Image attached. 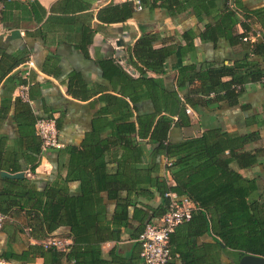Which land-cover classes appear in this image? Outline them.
I'll use <instances>...</instances> for the list:
<instances>
[{
	"label": "trees",
	"instance_id": "trees-1",
	"mask_svg": "<svg viewBox=\"0 0 264 264\" xmlns=\"http://www.w3.org/2000/svg\"><path fill=\"white\" fill-rule=\"evenodd\" d=\"M217 1L141 0V3L143 8L161 7L171 14L184 11L190 4L202 8V15L209 14L207 9L214 8ZM224 1L230 6L231 0ZM233 3L238 7L237 0ZM238 10L228 8L215 27H208L198 35L186 34L187 41L192 43L188 46L194 48L195 38L216 42L225 36L231 45L244 43L247 38L252 55L233 64L205 61L182 66L176 78L178 90L168 91L162 79L148 77L149 72L166 73L167 62L175 55L176 47L171 44L157 48L159 34H142L129 59L139 77H133L120 64L113 66L110 76L111 80H120V93L128 99L122 120L110 124V138L99 136L107 128L94 129L99 139L84 142L81 147L59 149V158L67 156L59 167L64 174L43 190L27 177H3L4 170L12 173L23 170L18 156L10 158L0 150V212L8 218L0 231L8 237L7 248L0 258L16 264L31 263L37 258L45 264H61L63 260L72 264H144L138 237L146 224L157 223L168 212V193L186 196L198 207L192 220L177 227L171 235L172 260L179 259L183 264H222L220 252L233 259L229 264H236L241 255L264 258V189L260 188V176L248 178L242 173L256 166L264 155L262 148H245L257 134L234 137L222 129H214L200 137L180 142L170 140L173 128L191 126L192 111L222 102L237 104L246 85L264 81V41L251 42L256 32L246 23L242 24L245 32L234 35L233 27L241 22ZM135 15L134 3L127 1L100 9L98 20L105 24L125 23ZM245 19H251V15ZM257 21L264 31V23ZM22 80L23 85L28 84L29 75ZM185 90L182 100L180 93ZM145 100L152 101L154 110L147 115L137 114L135 120L137 105ZM15 101L24 109L27 120L23 121L35 128L20 142L32 153L26 159L35 173L43 155L36 129L38 120H31L22 97ZM55 121L59 132L60 124ZM162 164L164 176L160 175ZM71 183H77L78 188L71 189ZM156 197L160 198L157 206L152 204ZM110 205L114 206L112 212ZM132 227L130 238L136 241L132 254L121 256L112 251L104 258L102 245L122 241L125 231ZM56 234L72 241L65 251L44 248L42 242ZM21 236L36 244H26V250H18L16 245ZM204 237L210 241L205 242Z\"/></svg>",
	"mask_w": 264,
	"mask_h": 264
},
{
	"label": "crops",
	"instance_id": "crops-1",
	"mask_svg": "<svg viewBox=\"0 0 264 264\" xmlns=\"http://www.w3.org/2000/svg\"><path fill=\"white\" fill-rule=\"evenodd\" d=\"M127 1H0V150L10 158L18 156L24 177L31 179L38 189L43 190L49 182L64 174L59 171V167L67 156L59 158L58 150L44 152L38 161L36 172L32 173L30 170L31 163L26 156L30 157L32 153L20 142L25 141L26 136L35 131V128L28 127L26 121H23L27 120L23 114L24 109L15 101L24 91V102L26 101L30 110L31 120H58L59 139L63 148L81 147L84 142L99 139L93 133L94 129L107 128L99 136L101 139L110 138V124H114L113 120H122L125 115L128 99L120 93V80H111L110 76L113 66L120 64L133 77H139L129 59L130 51L142 34H159L157 48L171 44L176 47V53L168 60L164 75L148 73V77L162 79L168 91L178 90L176 78L182 66L200 65L205 61L233 64L252 55L251 47L246 41L231 45L230 39L225 36L216 42L195 38L194 48H189L188 44L192 43L187 41L186 34L198 35L208 27H215L217 20L228 8L239 9L237 14L241 22L233 27L234 35L243 34L245 30L242 24L246 23L256 32L251 37V42L264 41L263 26L257 21L259 19L264 23V0H237L238 7L233 3L235 0H231L230 6L224 0H219L214 8L207 9L209 14L202 15V8L190 4L187 9L176 14H171L165 8L149 6L140 12L136 11L134 18L125 23L105 24L98 20L100 9ZM246 15H251V19L246 20ZM119 40H123L125 44L129 62L127 68L116 57ZM25 60L27 61L23 63ZM27 73L29 83L23 85L22 79ZM185 93L186 90L180 93L182 100ZM137 108L138 112L133 114L135 120L137 114L147 115L154 110L150 100L140 102ZM190 119V127L171 130L172 142L200 137L209 130L222 129L234 137L255 133L257 137L245 145L246 150L264 149V81L246 85L237 104L222 102L210 105L208 109L201 107L192 111ZM164 164L160 167L162 176L166 173ZM4 171L15 174L9 170ZM242 173L248 178L260 176V188L264 189V155L259 157L256 166ZM70 188L76 189L78 184L71 183ZM159 203V197L152 202L155 206ZM113 208V205L109 206L111 212ZM133 227L125 231L122 241H110L102 245L104 258H108L112 251L121 256L132 254L136 243L135 239L130 238ZM54 236L68 245L72 243L62 234ZM203 240L210 241L207 237ZM26 244H36V241L21 236L16 246L22 251L26 250ZM7 245L8 237L0 232V253ZM219 261L229 264L233 259L220 252ZM27 264L45 262L37 258ZM61 264L72 263L63 260ZM171 264L183 263L179 259H173Z\"/></svg>",
	"mask_w": 264,
	"mask_h": 264
},
{
	"label": "built area",
	"instance_id": "built-area-1",
	"mask_svg": "<svg viewBox=\"0 0 264 264\" xmlns=\"http://www.w3.org/2000/svg\"><path fill=\"white\" fill-rule=\"evenodd\" d=\"M133 2L137 12L143 10L141 0H128ZM244 41H248L247 38ZM31 64V63H29ZM28 76V73L26 74ZM25 89H27L25 87ZM25 92V91H24ZM24 92L20 97L25 98ZM191 113V111L189 110ZM37 134L42 140V152L50 150H59L63 144L59 140V132L56 121L49 119H40L36 123ZM169 199L168 212L157 223H148L145 229L138 237L141 244V257L144 264H169L172 260L170 248L171 235L177 227L192 220L193 213L198 210L197 205L186 196H178L175 193H168ZM7 216L0 212V231ZM44 248L65 251L69 246L64 240L51 236L48 240L42 242ZM0 264H16L10 260L0 258Z\"/></svg>",
	"mask_w": 264,
	"mask_h": 264
},
{
	"label": "water",
	"instance_id": "water-1",
	"mask_svg": "<svg viewBox=\"0 0 264 264\" xmlns=\"http://www.w3.org/2000/svg\"><path fill=\"white\" fill-rule=\"evenodd\" d=\"M0 1H8V0H0ZM117 46L119 48V51L116 57L118 60L122 62L123 66L127 68L129 66V62H128L127 54L125 51V44L123 40H119L117 42ZM1 175L3 177L16 179V178H23L24 172L11 174L9 172L3 171L1 172ZM236 264H264V258L253 256V255H241L238 257V261Z\"/></svg>",
	"mask_w": 264,
	"mask_h": 264
}]
</instances>
